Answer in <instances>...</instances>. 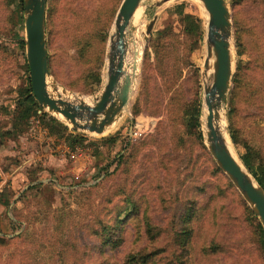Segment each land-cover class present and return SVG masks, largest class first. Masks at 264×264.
Masks as SVG:
<instances>
[{
	"label": "rangeland",
	"instance_id": "374dc122",
	"mask_svg": "<svg viewBox=\"0 0 264 264\" xmlns=\"http://www.w3.org/2000/svg\"><path fill=\"white\" fill-rule=\"evenodd\" d=\"M122 2L48 0L51 79L91 104L107 80V53ZM23 3L0 0V147H22V135L34 138V129L42 128L56 140H86L77 160L53 153L57 165H28L6 185L16 194L41 180L54 184L28 192L13 210L0 208V236L6 238L0 264H129L133 256L139 261L151 253L147 264H264V225L219 167L206 138L203 4L142 0L126 35L129 59L136 57V43L141 48L130 108L108 134L99 135L74 130L29 101ZM227 3L233 78L221 125L251 173L264 165V0ZM156 52L167 57V74L156 67ZM146 71L151 77L143 86ZM147 118L157 120L156 128L132 143L131 127ZM127 209L130 215L115 229ZM15 215L33 225H21ZM106 225L112 226L113 245L105 242ZM5 230L22 237L9 239L1 234ZM185 230L191 232L188 242Z\"/></svg>",
	"mask_w": 264,
	"mask_h": 264
},
{
	"label": "water",
	"instance_id": "95a60500",
	"mask_svg": "<svg viewBox=\"0 0 264 264\" xmlns=\"http://www.w3.org/2000/svg\"><path fill=\"white\" fill-rule=\"evenodd\" d=\"M166 1L169 0H164ZM201 1L208 14L205 72L212 68L209 81H205L204 85L207 107L205 126L208 129L206 138L209 150L264 225V187L235 158L221 125V109L227 102L233 78L231 12L227 0ZM141 2L142 0H123L120 6L107 53V80L100 96L91 104L82 96L69 94L56 80L51 79L47 44L48 0H24L25 43L30 81L33 94L41 107L58 116L61 114V119L74 130L99 135H103L123 117L130 108L137 76L127 72L126 35ZM153 24L154 21L148 27L149 34ZM134 70H138V67ZM31 186L32 184L27 185L17 195L11 208L17 198Z\"/></svg>",
	"mask_w": 264,
	"mask_h": 264
},
{
	"label": "trees",
	"instance_id": "16d2710c",
	"mask_svg": "<svg viewBox=\"0 0 264 264\" xmlns=\"http://www.w3.org/2000/svg\"><path fill=\"white\" fill-rule=\"evenodd\" d=\"M21 1L23 2V0H21ZM156 58H157L156 67L157 66L158 67H162L161 72L164 73V74H167L169 70H167L165 67H163V65L165 64L164 62H166V60H167V57H164L163 58L158 52H156ZM49 59H50V57H49ZM50 68H51V66H50ZM145 70H146V68H145ZM150 77H151V75H149V72L146 71L145 72V77H144V80L145 79L146 80L143 81V86H145L146 81ZM235 77L236 76H234V79H233L234 81H235ZM29 84H30L29 91L31 93V96L28 97L29 101L31 103H33L37 108H42L39 105V103L37 102V100H36V98H35V96L33 94L32 85H31L30 79H29ZM27 115H28V113L25 112L23 116L24 117H27ZM8 132H9L10 135H12V130L11 131H8ZM81 136L82 137H85L84 135H81ZM85 138L79 139L76 135H68L67 140H68V143L70 144V146L72 148H74V147H76L78 145L80 146L82 144L83 140H86ZM131 142L132 143H137L139 141H135V142L131 141ZM33 168H35V167L33 166ZM35 170H36V168H35ZM251 173L254 175L255 179L264 187V165H259ZM44 187H46V185L43 182L36 183L35 185H33L29 189H27L25 192H23L22 195L18 198L17 202L23 200L28 195V192H32L34 190L43 191ZM13 197H14V193L9 190L8 186H5L4 189L0 192V204H4L7 207H9L10 204H11V202H12ZM130 213H131V210H128L127 209V211H125V215H124L123 218H121V216H123V215L119 214L118 221L116 222V225H115L116 226L115 229L116 228H119V224L118 223H121L126 217H128L130 215ZM15 216L17 217V215H15ZM10 221H11L12 224H15L16 223V220H10ZM17 222L20 223L21 225L23 223H25L29 227L33 225V223L29 219H27V220H20L17 217ZM106 228H107L106 229L107 230V235H106V239H105L106 241L105 242L108 245H110V244L113 245V244H115V239L112 238V226L106 225ZM259 232H260L261 240L263 241V245H264V228H262ZM182 233H183V239H184V241L185 242H188L189 240L187 238H190L191 232H189L188 230H185ZM184 235H185V238H184ZM21 237H22L21 235H16V236H13V237H11L9 239H12L13 240V239L21 238ZM4 240H6V238L3 239V237L0 236V245L3 244ZM151 256H152V253L151 254H148V255H146L144 257H140V260L139 261L136 259V256H133L132 257V261L129 264H147L148 258H150Z\"/></svg>",
	"mask_w": 264,
	"mask_h": 264
},
{
	"label": "crops",
	"instance_id": "0c3cea01",
	"mask_svg": "<svg viewBox=\"0 0 264 264\" xmlns=\"http://www.w3.org/2000/svg\"><path fill=\"white\" fill-rule=\"evenodd\" d=\"M46 129L48 130V133H49L48 140H49V142H51L50 144L45 143V144H43V145H41L39 147L37 141L33 140L34 138H32L31 136H29V134L26 133V135H22L21 136V139L23 141H25L24 142L25 145H22V147H0V166L1 167L4 166V168H8L7 171L13 173V178L11 179L12 181L14 179L16 180L19 176H21L22 172L24 171V169L26 167H28V165H31V166L32 165H38L39 163L49 164L48 166L57 165V161L59 159V156H56L58 154H56V155L53 154L52 149L56 148L62 142H65L66 140H63V141L62 140H56L50 134L49 129L48 128H46ZM33 145L35 147H30V146H33ZM37 145H38V147H37ZM53 146H55V147H53ZM38 152H40V153L43 152L45 154L43 162L32 161L30 159L34 154H36ZM28 153H30V154H28ZM11 180H10V182H11ZM10 182H8V184ZM39 182H43L46 185V187H52L54 185L51 179L41 180ZM36 183H38V182H36ZM36 183H31V184L33 186ZM31 184H29V185H31ZM46 187H44V189H46ZM12 188L15 190L14 187H12ZM21 191L17 192L16 194H14L12 202L17 197V195L19 193H21ZM18 198H17V200H18ZM17 200H16L14 206H16ZM12 202H11L10 206L8 207L11 210H13V208H15L14 206H13V208H11ZM3 206L7 207L4 204H0V208L3 207ZM10 217L14 220V216L12 215V212H10ZM10 225H12L11 221H10ZM1 234L3 236L7 234L6 236L9 237V238L17 235V233L14 234V235L13 234H9L8 232H6V230H5V232H2Z\"/></svg>",
	"mask_w": 264,
	"mask_h": 264
},
{
	"label": "built area",
	"instance_id": "2783aa9c",
	"mask_svg": "<svg viewBox=\"0 0 264 264\" xmlns=\"http://www.w3.org/2000/svg\"><path fill=\"white\" fill-rule=\"evenodd\" d=\"M157 126V120L154 118H147V119H141L136 122L131 127V131L129 133V138L131 141H139L145 137H147L150 133L154 131V129ZM39 127V126H37ZM42 128V127H41ZM43 129V132L41 131ZM39 131L34 129V138H36L41 145L48 143L50 144L48 138H49V133L46 128H42ZM58 147V148H57ZM56 148L52 149L53 153H57L60 157L62 158H70V159H78L82 147L81 146H76L72 148L70 144L67 142H62L59 146ZM45 154L42 152H38L34 154L30 159L32 161H39L43 162L44 161ZM13 178V173L5 171L1 166H0V191L4 189V187L8 184V182Z\"/></svg>",
	"mask_w": 264,
	"mask_h": 264
},
{
	"label": "bare ground",
	"instance_id": "6f19581e",
	"mask_svg": "<svg viewBox=\"0 0 264 264\" xmlns=\"http://www.w3.org/2000/svg\"><path fill=\"white\" fill-rule=\"evenodd\" d=\"M197 1H199V3L201 4H203V2L201 1V0H197ZM201 4V5H202ZM203 6H204V4H203ZM139 9V8H138ZM204 9H205V7H204ZM138 11V10H137ZM137 11H136V13H137ZM205 11H206V9H205ZM135 13V14H136ZM207 13V12H206ZM135 16V15H134ZM207 16H208V14H207ZM134 18V17H133ZM137 41V40H136ZM136 45H137V49L135 50L136 51V57H135V59H134V57H132L131 59H129L128 58V56H127V58L130 60L129 62L130 63H128V64H130L129 66H128V69H127V72L128 73H133L132 72V66H133V64H135V66H133V68H135V67H137V64H138V62H139V58H140V55H141V48H140V46L138 45V43H136ZM133 49H135V48H133ZM133 52H134V50H133ZM131 53V52H130ZM131 54H133V53H131ZM128 55V54H127ZM130 55V54H129ZM128 59H127V62H128ZM136 72H137V70H134V73H135V75H136ZM212 72V68L209 70V71H207V72H205V81L206 82H208L209 81V76H211V73ZM52 90V88L50 87V91ZM60 91H61V89H60ZM62 92V91H61ZM69 97H71V98H73L72 96H69ZM60 118H63L62 117V115L60 114V116H59ZM114 126V124L111 126V127H113ZM111 127H109L106 131H105V133L104 134H108V131H109V129L111 128ZM207 131H208V129H207V127L205 126V132H206V134H207ZM228 142H229V147H230V149H231V151H232V153H233V155L235 156V158L239 161V163L243 166V164L240 162V160L237 158V156H236V154H235V152L233 151V149H232V146H231V143H230V141L229 140H227Z\"/></svg>",
	"mask_w": 264,
	"mask_h": 264
}]
</instances>
